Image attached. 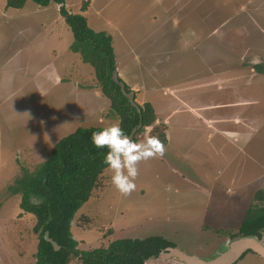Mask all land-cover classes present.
I'll use <instances>...</instances> for the list:
<instances>
[{
	"label": "rangeland",
	"instance_id": "rangeland-1",
	"mask_svg": "<svg viewBox=\"0 0 264 264\" xmlns=\"http://www.w3.org/2000/svg\"><path fill=\"white\" fill-rule=\"evenodd\" d=\"M64 4L28 0L7 8L0 0V264L36 261V217L20 209V195L7 193L20 168L34 170L77 127L119 123L105 117L110 100L93 68L69 48L73 33L62 7L110 33L118 75L135 101L154 102L156 119L172 117L163 155L137 163L134 191L118 193L104 170L73 220L78 249L160 235L186 253L214 257L237 232L255 193H264V73L254 68L264 65V0ZM196 104L211 107L196 112ZM197 114L215 117L218 131ZM69 264L81 263L74 255ZM235 264L264 260L248 252Z\"/></svg>",
	"mask_w": 264,
	"mask_h": 264
},
{
	"label": "trees",
	"instance_id": "trees-1",
	"mask_svg": "<svg viewBox=\"0 0 264 264\" xmlns=\"http://www.w3.org/2000/svg\"><path fill=\"white\" fill-rule=\"evenodd\" d=\"M28 0H6L7 8H22ZM40 6L51 3L62 5L66 0H30ZM84 1L81 11L87 8ZM62 14L73 33L70 50L78 53L84 63L93 68L94 76L103 96L110 100V111L106 118H118L124 134H129L139 122V114L120 91L112 79L116 68L113 36L105 30H94L82 13H69L62 7ZM254 68L264 73V65L257 63ZM121 79V78H120ZM126 90L130 88L126 85ZM142 127L132 140L150 129V136L166 145L164 122H156L155 110L150 102L139 105ZM103 127H77L60 138L52 147L49 156L34 170L22 166L19 175L8 186L9 196L20 195L19 207L23 212L36 217L33 232L38 236L35 264H69L77 255L81 264H144L156 256L169 242L161 236L146 238H120L107 246L79 250V241L72 234L76 212L88 201L93 191L101 184L104 170L103 150L92 147L90 136ZM254 203L245 212L237 232L232 237L253 235L260 237L264 230V193L258 190ZM88 220V216L83 215ZM60 246L58 250L44 239V233ZM232 235V234H231Z\"/></svg>",
	"mask_w": 264,
	"mask_h": 264
},
{
	"label": "clouds",
	"instance_id": "clouds-1",
	"mask_svg": "<svg viewBox=\"0 0 264 264\" xmlns=\"http://www.w3.org/2000/svg\"><path fill=\"white\" fill-rule=\"evenodd\" d=\"M90 142L96 150H103L102 164L111 172L110 184L124 196L135 190L137 163L164 152L156 137L150 136L136 143L123 133L118 123L93 131Z\"/></svg>",
	"mask_w": 264,
	"mask_h": 264
},
{
	"label": "water",
	"instance_id": "water-1",
	"mask_svg": "<svg viewBox=\"0 0 264 264\" xmlns=\"http://www.w3.org/2000/svg\"><path fill=\"white\" fill-rule=\"evenodd\" d=\"M112 79L117 85H119L122 94L128 99L130 105L134 107L139 114L138 124L129 134H125L132 139L136 131L142 127L141 109L139 104L135 101L134 91L126 90V85L120 79L117 68L112 71ZM44 239L51 243L54 250L60 248L56 241L49 236L48 231L44 233ZM219 247L220 249L223 248V250L219 249L212 258H202L196 254H189L178 247L167 248L166 250H162L157 256H151L144 264H150V261H153L154 264H164L169 261L178 262L180 264H235L247 250L252 251L264 259V242L257 236L247 235L231 237L226 242L220 243Z\"/></svg>",
	"mask_w": 264,
	"mask_h": 264
},
{
	"label": "crops",
	"instance_id": "crops-1",
	"mask_svg": "<svg viewBox=\"0 0 264 264\" xmlns=\"http://www.w3.org/2000/svg\"><path fill=\"white\" fill-rule=\"evenodd\" d=\"M65 4H66V1H65ZM64 4V5H65ZM133 88V87H132ZM163 89H165L164 88V86H161V87H156V90H159V91H161V90H163ZM170 91H172V90H170ZM163 93H164V95H173L174 97L173 98H175V99H177L178 100V94L176 93V92H173L172 94L171 93H169V91L168 90H166V91H163ZM163 95V94H162ZM151 102V101H150ZM152 104H154V102H151ZM213 106V105H212ZM204 107V108H203ZM208 107H211V106H209V105H207V106H205V105H203L202 107H200V106H198L197 104L196 105H192L191 106V109L192 110H195L196 112H198V111H200V112H202L205 108H208ZM197 117H201V118H203V120H204V122L208 125V126H210V128H213V125H215V124H218V120L215 118V117H211V118H207L206 116H202V115H200V114H197ZM171 114H169V116L167 115V116H165L164 117V120H162V118H160V116H158L157 115V121L156 122H161V121H163L166 125H167V127H168V131H169V128H170V122H171ZM235 121L237 122V120L235 119ZM190 129H191V126L189 127ZM186 129H187V127H186ZM214 129V131L215 132H217L218 131V127L217 128H213ZM231 136H233L232 138L234 139V138H236V137H234V135L233 134H230V136L229 137H231ZM169 142V141H168ZM21 214V213H20Z\"/></svg>",
	"mask_w": 264,
	"mask_h": 264
},
{
	"label": "flooded vegetation",
	"instance_id": "flooded-vegetation-1",
	"mask_svg": "<svg viewBox=\"0 0 264 264\" xmlns=\"http://www.w3.org/2000/svg\"><path fill=\"white\" fill-rule=\"evenodd\" d=\"M263 233H264V230L261 231L260 237H258V236H257V237H258L259 239H263ZM233 234H234V233H233ZM233 234H232V235H233ZM232 235H231V236H232ZM159 236H160V235H159ZM233 236H234V235H233ZM161 237H163V236H161ZM163 238H164V237H163ZM166 240H167V239H166ZM167 241H168V240H167ZM168 242H169V245L163 247V248L161 249V251H162V250H166L167 248L176 247L175 244H173L171 241H168ZM161 251H160V252H161ZM160 252H159V253H160ZM248 252L253 253L252 251L247 250L246 252L243 253V255L241 256L240 259H242L244 256H246V254H247ZM159 253H158V254H159ZM254 254H255V253H254ZM256 255H257V254H256ZM156 256H157V255H156ZM260 258H261V257H260ZM261 259L264 260L263 258H261Z\"/></svg>",
	"mask_w": 264,
	"mask_h": 264
}]
</instances>
